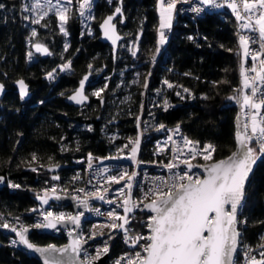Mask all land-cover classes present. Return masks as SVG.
<instances>
[{
    "label": "trees",
    "instance_id": "obj_1",
    "mask_svg": "<svg viewBox=\"0 0 264 264\" xmlns=\"http://www.w3.org/2000/svg\"><path fill=\"white\" fill-rule=\"evenodd\" d=\"M119 2L120 34L124 40L140 37L136 56L120 45L114 55L109 45L99 41V24ZM156 3L95 0L91 35L83 32L78 18L71 17L64 36L53 16L42 25L25 19L26 0H0L4 5L0 8V83L5 88L0 98V177L8 176L21 186L17 192L8 191L5 184L0 188L2 215L32 225L28 212L38 203L35 191L46 181L69 185L73 161L87 153L102 159L128 153L140 120L150 135L141 151L145 161L165 160L166 153L155 156L152 146L170 126H179L201 144H212L215 152L206 162L225 159L235 150L237 102L228 99L237 97L239 88L233 18L224 11L201 18L179 16L166 43L159 46ZM32 27L36 37L53 46L57 58L29 57ZM68 62L66 72L47 78ZM85 76L89 102L82 107L66 104L65 98L80 87ZM20 79L30 86L29 100L20 98L13 87ZM92 89L102 91L93 97L89 95ZM29 165H41L45 171H26ZM147 218L139 212L136 227L144 230L142 221ZM238 221L240 242L260 248L264 244V159L252 173ZM29 239L39 246L65 243L62 234L33 232ZM122 250L116 239L110 241V258ZM0 264L40 263L23 249L10 248L8 237L0 232Z\"/></svg>",
    "mask_w": 264,
    "mask_h": 264
},
{
    "label": "snow or ice",
    "instance_id": "obj_2",
    "mask_svg": "<svg viewBox=\"0 0 264 264\" xmlns=\"http://www.w3.org/2000/svg\"><path fill=\"white\" fill-rule=\"evenodd\" d=\"M72 0H66L70 4ZM178 0H158L159 3V38L158 44L166 43L164 29L171 28L173 14L177 10ZM187 2V0H185ZM205 5L222 7L216 0H202ZM226 7L231 9L235 14L236 20L240 22L243 29L249 31H258L261 41V51L251 54L253 67L249 70L256 73L251 77L245 75V71L241 70V75L244 77L243 89H250L249 94H244L242 101L240 97H229V100H235L242 107L251 110L250 122L246 121L242 128L238 129L235 134V139L238 143V151L234 152L227 159L212 162L204 166V171L207 175L203 179H195L189 175L194 167L190 163L197 156V145L199 142H194L187 137H182L183 146L187 148V153L180 151L179 148L174 150L173 161L169 162L165 167L170 171L178 168L180 164L187 166L188 171L182 174H174L173 183L168 186L167 181H162L164 187L156 185L150 188L145 194L144 199L153 197L149 203L144 205L155 215L148 218L147 227L150 234L142 235H126V242L130 243L133 248L141 240L147 242L140 245L143 255L140 251L135 252L132 257H121L116 261V264H121V261L127 258V264H233V255L240 244V233L237 231L236 225L237 214L245 199V185L249 174L253 169L259 155L264 154V90L259 88L257 81L264 82V0H225ZM90 0H81L79 3V14L85 15V9L90 8ZM4 5L0 4V8ZM196 12L201 11L200 8L193 9ZM24 11L36 13V18L31 20V23L39 24L40 21L47 16L49 12L54 11L60 21V31L65 32V24L68 20L69 9L62 5H53L48 0L47 6L36 0L24 8ZM121 9L117 8L116 13H120ZM29 19L28 16L24 17ZM113 16H109L103 23L104 35L115 45L120 39L115 34L114 25L110 22ZM65 34H67L65 32ZM33 36L37 33L32 32ZM252 38L246 35H239V45L243 49V55L247 58L250 55L249 43ZM36 52L50 54L46 47L40 43L34 45ZM159 52V47L156 49ZM136 53L133 52V55ZM29 53V57H31ZM259 61L260 71H257L255 62ZM70 67V62L65 63L61 70H66ZM49 78H53V74H48ZM88 77L85 76L80 82V88L74 95L69 97L77 103L83 102L86 97L82 95L85 82ZM20 94L23 97L26 95L24 82L19 81ZM172 87L171 84L168 85ZM3 86L0 85V88ZM147 87V85H145ZM243 89L239 91H243ZM102 91V90H101ZM184 91H188L185 89ZM260 94V99L257 102V93ZM95 95L99 96L100 92ZM164 128V125H160ZM179 133V126L176 130ZM169 140L172 137L169 136ZM253 141L259 145L258 148L252 146ZM139 144V141H136ZM137 148H132V159H135ZM215 148L212 144H206L201 149L200 153L205 161L212 160V154ZM178 153V154H177ZM183 157V159H181ZM35 160V156H33ZM91 161V156L89 157ZM175 161H179L176 163ZM91 166V164H90ZM32 171H36L35 168ZM135 176V173L132 174ZM132 176L128 177L131 181ZM57 179L58 177H53ZM116 183H119L123 176L110 178ZM2 180V178H0ZM187 181L186 183L184 181ZM19 187V185H13ZM126 187L130 190L131 183H127ZM166 189V190H165ZM56 189L52 188L55 193ZM121 191H123L121 189ZM95 195V194H94ZM130 196V193H129ZM59 199V197H55ZM97 199L103 200L104 196H96ZM42 203L47 204V191L44 197H38ZM108 203H113L109 200ZM85 207L88 206V201H81ZM118 207L123 208V215L115 212L108 213L113 222L110 225L112 229H123L128 233V228L125 227L130 223L128 214L133 212L134 208H138L139 204L129 206V199L122 201ZM35 211V210H34ZM83 213L75 216H67L64 214L54 215L51 211L44 214L43 222L37 223L36 228L56 229L58 224H63L69 221L76 226H79L80 219ZM116 221H121L117 224ZM0 227L9 229L7 222L0 223ZM10 230L19 237V240H13L12 243H20L35 252L45 256L44 264H64V261L52 255L53 253L65 254L69 248L73 254H79L81 250V239H73L72 243L65 248H56L54 245H49L47 248L34 246L27 238L28 228L17 230L16 227H11ZM89 238H95L94 236ZM86 242V241H85ZM108 247L96 250L95 257H86L82 264H93V261L99 259L102 253H107ZM251 248H247L245 258L247 264H264V244L260 245L259 259L256 255H250Z\"/></svg>",
    "mask_w": 264,
    "mask_h": 264
},
{
    "label": "built area",
    "instance_id": "obj_3",
    "mask_svg": "<svg viewBox=\"0 0 264 264\" xmlns=\"http://www.w3.org/2000/svg\"><path fill=\"white\" fill-rule=\"evenodd\" d=\"M217 3L224 5L222 7H215L211 5H205L202 3V0H178L177 2V10L173 14L172 25L174 24L177 17H191V18H201L204 17L208 13H215L219 11L227 12L234 20L236 35H246L251 37L249 43L250 55L242 61L240 57V73H239V86L243 89L242 82L244 77L241 75V70L245 71V75L249 76L250 83L251 77L255 76L256 73L249 71L253 67V61L251 59V54L261 51V41L259 39L258 31H249L247 29H243L240 26V22L236 20L235 14L231 11V9L226 7L225 0H216ZM200 8L201 11L196 12L193 9ZM171 31H169V36ZM192 39V36H189ZM240 46V45H239ZM241 50V47H240ZM264 59V56L261 57ZM153 65L156 64V58L153 57L151 59ZM255 66L257 71H260L259 61L255 62ZM259 88L264 90V82L257 81ZM242 93L241 91V101H242ZM245 93L249 94L250 89H245ZM260 99L259 92L257 93V102ZM164 107H167L165 104ZM264 112V109L261 110ZM251 110L242 107L241 105V119L244 124L246 121L250 122ZM177 126L166 127L162 130V134L159 139H157L152 146L153 155L161 156L166 153V158L164 161H145L141 158V151L144 144L150 140L149 133L146 132L142 121L140 120L138 123V134L134 139L129 140L131 145V150L128 153H124L115 157H108L105 159L98 158L91 153H87L86 156L82 160H74V175L69 185H64L59 182H49L46 181L37 191H35L38 197L45 196V192L47 191V196L51 197L50 203L48 206H42L40 203L35 204L28 212V215L32 217L33 223L29 225L23 219L15 218L13 220L8 219L6 216L0 213V223L7 222L9 224V229H5L0 227V232L8 237V246L13 250H21L22 246L20 243L13 244L12 241H18V236L14 232L10 230L11 227H16L17 230H21L22 228H36L35 225L37 223H42L44 214L48 211H51L54 215L64 214L65 217L73 216L74 209L70 206L59 205L56 203H52V196H56L58 194L62 196H71L74 198V205L81 204V201L87 200L88 206L85 207V212L82 209L77 208L75 210V215L83 213V220L81 224V228L77 233V238L81 239V242L86 241V246L80 250V259L85 262L86 257H95L97 249H103L105 246L108 247L107 253H102L99 257L102 258L105 254H108L107 264H116V261L121 257H132L135 252L140 251L143 255L142 248L140 245L145 244L146 240H141L139 244L136 245L135 248L131 246L130 243L126 242V235H142L148 236L149 232L147 231V223L148 218L145 221H142L145 225V229H141L136 227L137 214L143 209L146 202H149L153 197H149V199H144V194L156 185H160L164 187L162 181H167L168 186L173 183L174 174H182L183 172L188 171L187 166L184 164H180L178 168L172 169L171 171L165 167L169 162L173 161L174 150L177 148L180 151L187 153V148L183 146L182 137H187L179 128V133L176 130ZM169 136L172 137V140H169ZM190 139L189 137H187ZM139 141V144L136 141ZM192 140V139H190ZM194 142H198L192 140ZM206 144L198 143L197 145V156L195 159L190 161L194 167L191 169L189 175L193 177V180L203 177L202 170L200 168H195V166H200L204 164V159L202 155L199 154L203 146ZM159 146H164L165 150L162 151L159 149ZM252 146L258 148L259 145L253 141ZM136 147L137 152L135 155V159H132V148ZM178 154V153H177ZM213 155V154H212ZM91 156V161H89V157ZM183 159V157H181ZM264 159V154L259 155L257 161H261ZM199 161V162H198ZM179 163V161H175ZM91 164V166H90ZM35 168L36 171H32ZM26 171H32L34 173H39L41 171H45V167L41 165H29L25 168ZM135 173V176L132 174ZM123 179L119 181V183L114 182L110 178L112 177H121ZM132 176L131 181L128 180V177ZM6 188L10 192H17L21 190V186L19 184L14 183L8 176L3 180ZM187 182L186 180L184 181ZM127 183L132 184V188L129 190L126 187ZM13 185H19V187H13ZM52 188H55V193L52 192ZM121 189L123 191H121ZM166 190V189H165ZM130 193V196H129ZM95 194V195H94ZM103 195L104 199H97L96 196ZM125 199H129V206L139 204L138 208H134L133 212L129 213L130 223L125 227L128 228V233L126 234L123 229H112L110 225L113 220L109 217L108 213L110 211L115 210V212L123 215V208L118 207V205L122 204V201ZM111 200L113 203H108ZM244 204V201H243ZM243 204L238 210V218L242 214ZM35 210V211H34ZM238 221V220H237ZM117 224L121 223V221H116ZM239 226V221H238ZM73 231L72 229H63V230H55L53 234L59 235L62 234L65 238V243L68 237V233ZM239 231V229H238ZM240 235L241 232L239 231ZM94 236L95 238H89ZM111 236L117 240V242L122 246L123 250L115 257L110 258V241ZM64 243V244H65ZM249 248L246 244L241 243L238 246L237 253L234 258L233 264H247L245 258V252ZM252 252L250 255H256L257 259H259V251L260 248H251ZM98 259L94 260L97 262ZM121 264H127V258L121 261Z\"/></svg>",
    "mask_w": 264,
    "mask_h": 264
},
{
    "label": "water",
    "instance_id": "obj_4",
    "mask_svg": "<svg viewBox=\"0 0 264 264\" xmlns=\"http://www.w3.org/2000/svg\"><path fill=\"white\" fill-rule=\"evenodd\" d=\"M117 8H120L121 9V12L120 13H116V9ZM109 16H113V19L112 21L110 22L112 25H114V30H115V34L118 35L120 37V39L117 40L116 44L114 45L112 43V41L110 39H108L107 37H105L104 35V29L102 28V25L104 23V21L109 17ZM123 20V14H122V8H121V2H119V5L115 8V10L113 11V13L107 15L102 21L101 23L99 24L98 26V31L100 33V37H99V41L103 44H106V45H109L112 49V52L113 54L115 55L118 48H119V45L121 44L122 40H123V36L120 34L119 32V28H118V24H117V21L118 20ZM235 40L239 46V41H238V36L236 35L235 36ZM46 55V54H44ZM237 56H238V60H237V73H238V77H239V73H240V57H241V50H240V46L238 48V51H237ZM19 81L20 80H17L14 84H13V87L15 88V91L16 93L19 95L20 98H22L23 100H29L30 97H31V90H30V86L24 81V85H25V89H26V95H24L23 97L21 96L20 94V85H19ZM86 83V82H85ZM0 85H2V83H0ZM3 86V85H2ZM80 88V87H79ZM79 88L77 90H79ZM75 90L74 92H72L70 95H68L66 98H65V103L70 105V106H74V107H82L84 105H86L88 102H89V98L88 96L86 95L85 93V85H84V89L82 91V95L84 97H86V99L83 100V102L81 103H77L76 101L74 100H71L69 97H71L72 95H74L76 93ZM241 86H239L238 88V96L237 97H240L241 99ZM5 95V88L4 86L2 88H0V98H2L3 96ZM236 107H237V115H236V119H235V128H236V132L238 131V129L242 128L243 126V123H242V119H241V104H238L236 103ZM238 143L235 139V150L230 154L232 155L234 152L238 151ZM229 155V156H230ZM228 156V157H229ZM228 157H226L225 159H227ZM222 160V159H221ZM219 161V160H218ZM215 162V161H213ZM212 162H207V163H204L200 166H195V168H200L202 170V173H203V177L201 179H203L207 173L204 171V166H207L209 164H211ZM258 161H256V163L253 165V169L251 171V173L249 174V177H248V180L246 181V185H245V193H246V190H247V187H248V184H249V181H250V178L252 176V173L257 165ZM2 178V177H0ZM4 185L3 183V178L2 180H0V188H2ZM55 197H59V199H56ZM53 198V201L54 203L56 204H59V205H65V206H70V207H73L74 209V215L75 216V210L77 208L79 209H82V211L85 212V206L83 204H79V205H74L75 203V200L73 197L71 196H62L60 194L56 195V196H52ZM150 202V201H149ZM149 202H146L149 203ZM145 204V205H146ZM141 214H146L147 216H152V215H155V213H152L149 209L143 207V209L140 211ZM82 220H83V215L81 216V219H80V224L79 226H76L74 225L73 223L69 222V221H65V223L63 224H58L57 225V228L56 229H49V228H28L29 231L28 233L26 234L27 235V238L29 240L30 243H32L29 239L30 235L33 233V232H37V233H40V234H44V235H51L53 234V232L55 230H63V229H72L73 231L71 232L70 230V233H68V237H67V240H66V243L62 246H56L54 245L56 248H65L67 246H69L73 239H76L77 238V233L78 231L80 230L81 228V224H82ZM237 220H238V215H237ZM236 228H237V231L239 229L238 227V223L236 225ZM147 231L149 232V229L147 228ZM239 232V231H238ZM150 234V232H149ZM18 240H19V237H18ZM34 246H37V247H42V248H47L48 246H39V245H35L34 243H32ZM22 246V249L27 252L33 259H35L36 261H38L40 264H44V259H45V256L42 255L41 253H38V252H35L33 249H29L27 248L25 245L21 244ZM86 246V242H81V249L84 248ZM238 249V248H237ZM237 253V250L236 252L234 253L233 255V262H234V258H235V255ZM52 255L56 256L57 258L61 259L62 261H64V264H82L83 261H81L80 259V252L79 254H73L71 249L69 248V251L68 253H65V254H60V253H53ZM107 261H108V254H105L102 258L98 259L97 262H94L93 261V264H107Z\"/></svg>",
    "mask_w": 264,
    "mask_h": 264
},
{
    "label": "rangeland",
    "instance_id": "obj_5",
    "mask_svg": "<svg viewBox=\"0 0 264 264\" xmlns=\"http://www.w3.org/2000/svg\"><path fill=\"white\" fill-rule=\"evenodd\" d=\"M94 1L95 0H90V5H91L90 8H86L85 9V15L84 16H81L79 14V12H80V10H79V3L81 2V0H72V2L70 4L66 3V0H50L51 4H53V5L59 4V5L65 6V7H67L69 9V11L67 13V15H68L69 18L67 20V23L65 24V32L67 34H65V32H61L60 31L61 34H63L64 36H67L68 35V26H67L68 25V22L70 21V18L71 17H75V18H78L79 19L80 24H81L82 29H83V32L91 35V33H92V29H91L92 26L91 25H92V18H93L92 15H91V10H92V5H93ZM35 2H36V0H26L25 7L27 5H29L31 3H35ZM39 2L42 3V4H45V6H47L48 0H39ZM156 10H157V14H158V17H159V3H158V0H157V3H156ZM26 13H27L30 21L32 19H35L36 18V13L30 12V11H26ZM51 16H53V17L56 18V20L58 22L59 30H60V21H59L58 17L55 15V12L54 11L49 12V14L47 16H44V18L40 21L39 24L42 25V23H44V21L47 18L51 17ZM159 23H160V21H159ZM32 24L34 25V23H32ZM33 30H35V29L32 27L31 28V34H32ZM169 30H170V28L164 29L166 41H167V34H168ZM159 31H160V29H159ZM36 36H33V40L30 41V43H29V48H30L31 54L32 55H39V56H48L50 58H57L56 57L57 56V52L55 51V49L53 48V46H50L49 44L45 43L44 40L39 39ZM158 38H159V33H158ZM139 42H140V37H136L135 39L132 38V37H129L126 40H124V38H123L120 46H122L124 48H127L128 51L132 55H133V52H135L136 54L133 55V56H136V55L139 54ZM36 43H40L43 47H46L48 49V52L50 54L44 55V53H38V52H36L35 47H34V45ZM159 46H161V45H159ZM241 59H242V61H245V59H246L244 57V55H243V49L242 48H241ZM62 66L63 65H59L55 69V71L52 72L53 78L50 79L49 76H47V78L49 80H52V79H54L56 77L57 74H62V73L66 72L68 70V69L61 70ZM242 85H243V82H242ZM98 91L101 93L100 90L92 89V90L89 91V95H92L93 97H98L97 95H95V93L98 92ZM244 94H246L245 93V89H243L242 96ZM159 149L162 150V151H164L165 150V147L164 146H159ZM204 163H207V162L204 161ZM42 197H44V196H42ZM47 198H48V203L47 204L42 203V200L41 199H38V203H40L42 206H48L49 203H50L51 197L47 196ZM112 239H114L113 236H111V240Z\"/></svg>",
    "mask_w": 264,
    "mask_h": 264
}]
</instances>
